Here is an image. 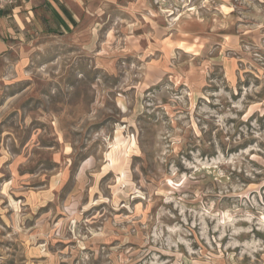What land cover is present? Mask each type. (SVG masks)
<instances>
[{
  "label": "rangeland",
  "instance_id": "374dc122",
  "mask_svg": "<svg viewBox=\"0 0 264 264\" xmlns=\"http://www.w3.org/2000/svg\"><path fill=\"white\" fill-rule=\"evenodd\" d=\"M64 1L4 35L0 264H264V0Z\"/></svg>",
  "mask_w": 264,
  "mask_h": 264
},
{
  "label": "crops",
  "instance_id": "0c3cea01",
  "mask_svg": "<svg viewBox=\"0 0 264 264\" xmlns=\"http://www.w3.org/2000/svg\"><path fill=\"white\" fill-rule=\"evenodd\" d=\"M38 7L54 13L57 10L61 22H65V27L61 25L63 29L76 21L64 0H0V54L7 50L4 35H13L15 29L24 30L35 17Z\"/></svg>",
  "mask_w": 264,
  "mask_h": 264
}]
</instances>
